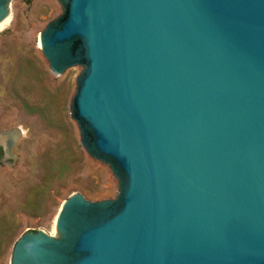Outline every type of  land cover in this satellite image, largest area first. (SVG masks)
I'll return each instance as SVG.
<instances>
[{
    "label": "water",
    "instance_id": "1",
    "mask_svg": "<svg viewBox=\"0 0 264 264\" xmlns=\"http://www.w3.org/2000/svg\"><path fill=\"white\" fill-rule=\"evenodd\" d=\"M56 1L40 52L82 68L70 119L118 193L71 194L9 264H264V0Z\"/></svg>",
    "mask_w": 264,
    "mask_h": 264
},
{
    "label": "rangeland",
    "instance_id": "2",
    "mask_svg": "<svg viewBox=\"0 0 264 264\" xmlns=\"http://www.w3.org/2000/svg\"><path fill=\"white\" fill-rule=\"evenodd\" d=\"M62 14L56 0H12L0 28V134L15 130L13 158L0 163V264H9L25 231L55 235L57 212L73 193L114 199L117 181L79 144L69 106L80 67L55 76L39 48V34Z\"/></svg>",
    "mask_w": 264,
    "mask_h": 264
},
{
    "label": "flooded vegetation",
    "instance_id": "3",
    "mask_svg": "<svg viewBox=\"0 0 264 264\" xmlns=\"http://www.w3.org/2000/svg\"><path fill=\"white\" fill-rule=\"evenodd\" d=\"M4 157H5V149L4 147L0 144V163H2L4 160Z\"/></svg>",
    "mask_w": 264,
    "mask_h": 264
},
{
    "label": "bare ground",
    "instance_id": "4",
    "mask_svg": "<svg viewBox=\"0 0 264 264\" xmlns=\"http://www.w3.org/2000/svg\"><path fill=\"white\" fill-rule=\"evenodd\" d=\"M7 22H8V18H7L4 22H2V23L0 24V28H1L2 26H4Z\"/></svg>",
    "mask_w": 264,
    "mask_h": 264
},
{
    "label": "trees",
    "instance_id": "5",
    "mask_svg": "<svg viewBox=\"0 0 264 264\" xmlns=\"http://www.w3.org/2000/svg\"><path fill=\"white\" fill-rule=\"evenodd\" d=\"M0 244H2V240H0Z\"/></svg>",
    "mask_w": 264,
    "mask_h": 264
}]
</instances>
